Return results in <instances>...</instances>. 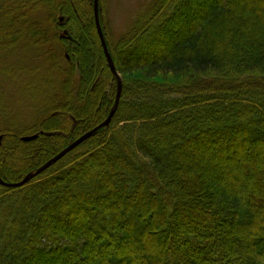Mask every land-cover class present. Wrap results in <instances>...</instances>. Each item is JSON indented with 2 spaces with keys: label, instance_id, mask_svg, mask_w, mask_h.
Returning <instances> with one entry per match:
<instances>
[{
  "label": "trees",
  "instance_id": "16d2710c",
  "mask_svg": "<svg viewBox=\"0 0 264 264\" xmlns=\"http://www.w3.org/2000/svg\"><path fill=\"white\" fill-rule=\"evenodd\" d=\"M104 1L117 110L0 186V264H264V0H149L114 41ZM15 72L34 76L22 109L0 89L6 183L114 105L93 0H0V78Z\"/></svg>",
  "mask_w": 264,
  "mask_h": 264
},
{
  "label": "rangeland",
  "instance_id": "374dc122",
  "mask_svg": "<svg viewBox=\"0 0 264 264\" xmlns=\"http://www.w3.org/2000/svg\"><path fill=\"white\" fill-rule=\"evenodd\" d=\"M149 0H105L104 1V20L106 25V30L108 32V35L113 39L118 38L121 33L125 30L126 26L129 24V22L132 20L134 15L138 12L140 8H142L144 5L147 4ZM220 1V0H219ZM204 14L200 11H197L195 15H193L191 18H189L193 22H199ZM258 28L262 27V24L258 22L256 24ZM176 29V27H175ZM65 35V33H64ZM169 40V38H168ZM164 41L160 43L161 46H158L160 50L166 51L168 47L171 46L172 42ZM163 51V52H164ZM154 56V55H153ZM152 57V56H151ZM6 60V59H5ZM14 61H17L18 59L14 58ZM13 62V61H12ZM4 63V62H3ZM5 64V63H4ZM5 66V65H4ZM17 77H20L21 80H11L7 78L8 76L4 75V77L0 78V89L1 91L6 93L7 99H10L12 107L15 109H22L23 106L19 103V100L23 97H27L26 95H22L21 93H17L20 88L27 85V81L31 80L33 78V74H30L29 72H15ZM43 82V83H42ZM46 82H50L51 85H53V88L50 91V84L47 85ZM58 79L54 78L53 75L48 73H40L39 79L33 82L35 85L34 88H36V91L40 94L45 92H51L50 94L53 95L58 89H57V83ZM48 89V91H46ZM55 91V92H54ZM16 96H15V95ZM40 94V95H41ZM45 100V99H44ZM27 102V101H26ZM22 113H25L22 110ZM20 117V116H19ZM1 140V139H0ZM251 152V150H250ZM209 160V159H208Z\"/></svg>",
  "mask_w": 264,
  "mask_h": 264
},
{
  "label": "water",
  "instance_id": "95a60500",
  "mask_svg": "<svg viewBox=\"0 0 264 264\" xmlns=\"http://www.w3.org/2000/svg\"><path fill=\"white\" fill-rule=\"evenodd\" d=\"M98 5H99V0H93V15H94V22H95L96 31H97V34H98V37H99V40L101 43V47H102L105 59L107 61L108 67H109V70L117 80V92H116L115 102H114L112 109L109 112L108 117L106 118V120L104 122H102L101 124H99L98 126L93 128L91 131L85 133L84 135H82L81 137H79L78 139L73 141L70 145H68L65 149H63L56 156H54L53 158L48 160L41 167H39L38 169H36L33 172L28 173L20 182L6 183L0 179V186L5 187V188L16 189V188H20V187L26 185L28 182H30V180H32L34 177L38 176L39 174H41L42 172L47 170L49 167H51L52 165H54L55 163L60 161L66 154H68L69 152H71L72 150L77 148L79 145H81L84 141L89 139L97 131H99L101 129H106L109 126L113 116L115 115V112H116L117 107H118L120 95H121V78H120V75L117 73L114 62H113V60H112V58L108 52V48H107V45H106V42L104 39V35H103L102 29H101V25H100L99 10H98L99 6ZM36 137H37L36 135L30 136V137H24L23 141L29 142V141H32L33 139H35Z\"/></svg>",
  "mask_w": 264,
  "mask_h": 264
},
{
  "label": "bare ground",
  "instance_id": "6f19581e",
  "mask_svg": "<svg viewBox=\"0 0 264 264\" xmlns=\"http://www.w3.org/2000/svg\"><path fill=\"white\" fill-rule=\"evenodd\" d=\"M60 152H61V151H60ZM60 152H59V153H60ZM0 179H1V178H0ZM1 180H2V179H1ZM2 181H3V180H2Z\"/></svg>",
  "mask_w": 264,
  "mask_h": 264
}]
</instances>
